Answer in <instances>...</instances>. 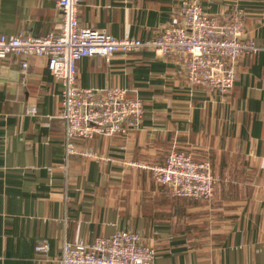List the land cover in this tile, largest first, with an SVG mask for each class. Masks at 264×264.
Returning <instances> with one entry per match:
<instances>
[{
	"label": "crops",
	"instance_id": "crops-1",
	"mask_svg": "<svg viewBox=\"0 0 264 264\" xmlns=\"http://www.w3.org/2000/svg\"><path fill=\"white\" fill-rule=\"evenodd\" d=\"M59 0H0V33L45 37L59 29ZM184 0H83L80 27L157 39ZM219 24L241 16L259 49L236 65L228 93L191 85L175 55L144 49L77 62L76 84L139 98L138 129L80 141L65 165L64 87L44 57L0 60V264H59L63 240L93 243L133 232L153 264H264V0H197ZM28 67L24 70L23 63ZM34 110V112H32ZM171 152L210 162L208 202L173 195L138 164ZM47 242V254L37 245Z\"/></svg>",
	"mask_w": 264,
	"mask_h": 264
},
{
	"label": "built area",
	"instance_id": "built-area-1",
	"mask_svg": "<svg viewBox=\"0 0 264 264\" xmlns=\"http://www.w3.org/2000/svg\"><path fill=\"white\" fill-rule=\"evenodd\" d=\"M82 1L59 0L62 23L57 31L45 37L0 33V60L14 55L44 57L49 71L64 87L60 112L65 140L64 169H68L73 156H94L91 151L82 152L78 148L80 141L128 135L139 128L145 114L142 101L128 97L124 89L110 88L101 93L78 87L79 60L96 56L111 60L118 52L128 55L148 49L160 57L177 56L191 85L228 93L236 83L237 62L259 50L253 40L245 37L241 16L219 24L202 10L197 0H184L170 25L150 41L129 34L117 38L105 31L80 27L78 11ZM22 67L25 70L28 64L24 62ZM135 166L150 171L155 182L172 188L176 197L208 202L214 196L217 178L210 162L197 163L190 154L171 152L163 165ZM36 249L47 254L50 246L41 242ZM155 256L156 250L144 244L139 234L120 232L97 238L93 243H71L64 239L59 264H153Z\"/></svg>",
	"mask_w": 264,
	"mask_h": 264
}]
</instances>
